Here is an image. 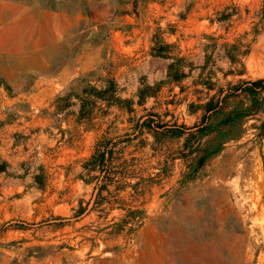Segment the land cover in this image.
Masks as SVG:
<instances>
[{
    "label": "rangeland",
    "instance_id": "obj_1",
    "mask_svg": "<svg viewBox=\"0 0 264 264\" xmlns=\"http://www.w3.org/2000/svg\"><path fill=\"white\" fill-rule=\"evenodd\" d=\"M263 9L0 0V264H264Z\"/></svg>",
    "mask_w": 264,
    "mask_h": 264
},
{
    "label": "trees",
    "instance_id": "obj_2",
    "mask_svg": "<svg viewBox=\"0 0 264 264\" xmlns=\"http://www.w3.org/2000/svg\"><path fill=\"white\" fill-rule=\"evenodd\" d=\"M260 23L264 28V9L260 14ZM172 79H176L177 74H171ZM248 87L241 89L247 92L248 95H254L255 99H260L261 104L264 105V79L256 80L253 82H248ZM240 89V88H239ZM236 90V89H235ZM238 90V89H237ZM234 93V92H232ZM263 95L261 98L260 95ZM109 98L112 101H118L111 93L109 94ZM111 139L101 138L94 148V152L90 156V158L85 162L84 169L89 172H98L99 174L96 176H91L90 178L96 181V188L98 189V197H100V191L102 188L106 187L108 183H112L116 185V190L124 189L127 185L125 179L129 177V168L126 166L119 165L118 167L114 166V143L111 142ZM122 163H128V160H124ZM120 169L119 171L117 169ZM111 171H115L118 174L117 180L110 175ZM107 181H109L107 183ZM82 207H79L76 214L82 212Z\"/></svg>",
    "mask_w": 264,
    "mask_h": 264
}]
</instances>
